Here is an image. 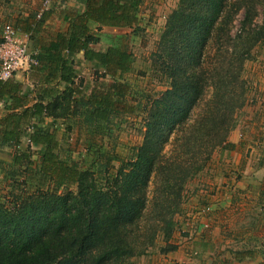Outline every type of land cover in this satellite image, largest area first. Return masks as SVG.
Returning <instances> with one entry per match:
<instances>
[{"label":"trees","instance_id":"obj_1","mask_svg":"<svg viewBox=\"0 0 264 264\" xmlns=\"http://www.w3.org/2000/svg\"><path fill=\"white\" fill-rule=\"evenodd\" d=\"M143 1L85 0L84 12L72 20L71 34L61 37L57 49L83 51L88 62L103 67L111 82L101 83L88 95L72 87L64 90L47 105L53 116L49 128L38 126L27 133L32 118L29 108L0 119V146L16 144L22 134L40 146L36 158L32 148L23 153L15 150L13 161L6 163L13 176L25 168L21 172L41 179L43 185L48 180L56 189L75 188L64 193L44 189L31 193L33 183L9 179L10 173L0 176V187L6 188L3 197L8 199L0 200V264H134L160 233H172L184 186L202 170L209 153L215 147H235L227 138L236 125L235 114L247 101L246 85L240 79L242 68L252 49L264 42V0H189L180 26L170 25L177 31L162 36L160 45L169 52L171 62L166 64L173 85L154 101L136 159L112 172L115 157L103 158L97 152L95 164L102 165L107 159L102 181L99 171L83 169L61 156L57 135L61 117L83 115V122L100 126L115 113L130 110V86L122 81L135 62L124 42L128 36L107 35V49L97 50L93 46L103 40L90 22L132 28L135 33ZM259 6L263 9L261 23L256 20ZM241 10V27L232 36L230 25ZM212 43L216 49L209 68L205 50ZM52 58L61 66V79L73 84L76 75L63 56ZM3 81L0 89L5 87ZM210 90L211 96L205 99ZM201 103L202 111L193 117ZM43 107L36 103L34 114L42 116ZM175 131L183 133L169 153L165 147ZM153 178L157 186L150 199Z\"/></svg>","mask_w":264,"mask_h":264},{"label":"rangeland","instance_id":"obj_2","mask_svg":"<svg viewBox=\"0 0 264 264\" xmlns=\"http://www.w3.org/2000/svg\"><path fill=\"white\" fill-rule=\"evenodd\" d=\"M48 1L49 6L55 9L61 7L67 9V5L73 3H69L67 0ZM44 2L45 0H0V37L5 25L17 26L18 22L15 19H17L20 12H23V9L30 11L35 5L37 7V5L41 4L44 11ZM190 5L189 0H144L138 14L140 19L139 27L135 33L132 28L119 27H107L95 31L101 35L103 40L95 46L98 50H105L108 47L110 39L106 38L107 35L112 37L118 35L128 36L124 39V42L129 44V49L135 57V62L132 70L124 75L122 81L130 86L127 104L131 106L130 110L115 113L110 121L102 123L100 126L95 122H91V126L86 121L83 122L86 118L83 115H80V117H61L59 119L60 130L58 139L60 142L59 151L64 159L68 162H78L83 169L99 171V173H102V181H105L106 178V175L103 174L106 168L104 162L107 159H104L105 161L102 165L95 164L93 161L97 152L105 155L103 158L115 157V159L111 160L112 172H116L129 161L136 159L140 146L144 142L148 116L155 108L154 101L162 98L169 89H172L173 85V77L170 75V70L166 64L171 62L168 55L169 52L160 45L163 40L162 36L177 31L176 29H170V25L174 23L173 25L179 27L184 15L187 14L185 11ZM72 6L73 4H70L68 7ZM243 12L244 10H241L236 14L234 21L230 25L232 36L236 35L241 27V20L244 18ZM262 19L263 9L259 6V15L256 20L261 23ZM215 47V44L212 43L205 50L207 55L205 65L209 68L212 66V55L215 53ZM240 79L246 85L247 101L245 106L240 108L234 116L236 125L243 124L245 120L250 119L259 109H262L259 108V105L264 102L262 101L264 98V42L252 49L251 58L245 61ZM80 80L82 81L80 90L83 95H88L92 89L100 87L101 83L111 82L112 78L104 77L103 69L86 65L83 72H79L78 81L81 84ZM211 93L210 90L205 99H208ZM258 98L260 99L257 104H248L252 102V99L257 100ZM202 104L195 108L193 117H196L202 111ZM176 128H179V126ZM182 133L183 131L174 132L170 142L165 147V151L170 153L176 147L180 142L178 140H180ZM227 140L229 141V137ZM172 141H174L173 144ZM39 148L30 149L31 152H34L33 158L38 157ZM11 154L12 150L0 152V175L10 173L9 179L15 177L18 180L26 181L29 185L33 183L34 186H31V193H38L40 189L45 191L57 190L59 193L75 189L74 186L56 189L48 180L44 181L43 185L41 179L21 172L25 168L23 170L19 169L17 175L13 176L12 169L6 164L8 163L6 160ZM209 154V158L205 161L202 170L190 177L184 186L180 212L175 216V225L172 233L170 235L160 233L147 254L136 257L133 261L134 264H189V258L192 257L194 261L201 258V256H195L194 252L196 250L192 252L191 247L199 239L200 233H203L198 228L199 223H204V225L209 223L210 227L215 221L213 215L207 214L212 211L208 207L212 204L211 193L214 189L216 191L219 185H222L223 180L221 178L223 175H231V172H234L232 174L234 176L238 174L237 170L230 171L228 168L230 158L227 155V149L215 147ZM156 186L153 178L148 189L150 199L155 192ZM2 188L3 186L0 187V200H8L3 197V194L6 193V188ZM18 193L23 194V192ZM230 208L227 207V210H230ZM232 210L234 213L230 211V213H222L226 215V217L222 218L223 222L227 220V223H232L233 227L241 224L242 228L239 230L235 228L232 230L231 228L225 229L221 231V235L229 237L239 232L240 236H242L239 239L251 241L257 246L262 241L264 229L253 230L248 233L249 230H245V223L250 225L251 218L255 217V220L256 218L258 219V216L246 214V209L244 211L243 209L236 210L233 207ZM207 234L210 233L208 232ZM258 251L261 253L262 263H264V248L261 247ZM209 257H212V255L209 254Z\"/></svg>","mask_w":264,"mask_h":264},{"label":"crops","instance_id":"obj_3","mask_svg":"<svg viewBox=\"0 0 264 264\" xmlns=\"http://www.w3.org/2000/svg\"><path fill=\"white\" fill-rule=\"evenodd\" d=\"M67 1L73 2L70 3L73 6L68 7L70 6L68 4L67 9L63 7L55 9L49 6L43 11L42 5L39 4L30 11L23 9V12H20L15 19L18 22L15 27L18 35L28 40L31 51L37 52L39 64L24 74L20 72L13 78L3 81L6 84L4 88L0 89V119H5L12 112L23 114L24 109L29 108L32 118H29L30 121L26 125L27 133H31L38 126L46 128L51 126L53 116L48 113L47 105L69 87L76 91L80 90L82 81L80 80L81 84L78 81L79 72H83L86 65L103 69L96 62H88L83 51L73 52L65 47L60 48L61 50L57 49L62 42L61 37H68L71 34L72 20L78 13H83L85 10V0ZM90 27L94 32L101 28H107V26L100 27L95 22H90ZM95 46L93 47L96 49ZM56 54L63 56L76 75L73 84L61 79V66L52 60ZM103 72L105 73L104 69ZM260 98L252 99V102L248 104H257ZM36 103L44 105L41 108L42 116L34 114L35 109L33 108ZM261 103L259 108L262 109H259L250 119L245 120L243 124L236 125L229 135V142L235 147L227 149V155L230 158L228 168L230 171L237 170L238 174L234 176L232 175L234 172H231V175H223L222 185H219V188L216 191L214 189L211 193L212 206L208 207L212 211L207 214L213 215L215 221L210 227L209 223L206 225L199 223L198 228L203 233H200L199 239L194 242L191 250L192 252L196 250L195 256H201V258L194 261L191 257L188 260L189 264H264L261 253L258 251L261 247L264 248V235L257 246L251 241L239 239L242 237L239 232L229 237L221 235L222 230L242 228L241 224L233 227L232 223H227V220L224 223L222 220L224 216L226 217L222 213L233 212V207L236 210L243 209L244 211L246 209V214L258 216V219L255 220V217L251 218L250 225L244 222L245 230H249L248 233L264 229V102ZM21 123L23 132V119ZM59 130L58 121L57 135ZM36 147L40 146L33 144L29 136L24 137L22 134L16 144L0 146V152L12 150V154L7 160L5 159L9 164L13 161L15 150L23 153L29 148ZM227 207H231L230 210H227ZM208 232L210 234H207ZM209 254L212 257H209Z\"/></svg>","mask_w":264,"mask_h":264},{"label":"built area","instance_id":"obj_4","mask_svg":"<svg viewBox=\"0 0 264 264\" xmlns=\"http://www.w3.org/2000/svg\"><path fill=\"white\" fill-rule=\"evenodd\" d=\"M45 0V10L49 8ZM37 52L31 51L27 39L18 35L15 27L4 26L0 37V80L7 81L20 72H28L39 64Z\"/></svg>","mask_w":264,"mask_h":264}]
</instances>
